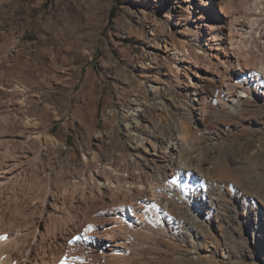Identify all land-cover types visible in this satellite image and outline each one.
Masks as SVG:
<instances>
[{
	"label": "rangeland",
	"instance_id": "374dc122",
	"mask_svg": "<svg viewBox=\"0 0 264 264\" xmlns=\"http://www.w3.org/2000/svg\"><path fill=\"white\" fill-rule=\"evenodd\" d=\"M189 13L181 0H0V120L21 112L36 118L35 138L23 149L46 143L58 151V182L105 154H132L133 141L180 138L175 123L184 127L185 156L200 157L204 199L187 200L199 219L197 238L155 223L145 228L157 232L166 260L264 264V104L249 96L232 113L224 102L233 92L206 90L199 113L191 107L170 70L184 46L203 51L195 35L186 38L195 32ZM257 59L264 63V54ZM231 78L259 97L255 80ZM5 121V136L25 130Z\"/></svg>",
	"mask_w": 264,
	"mask_h": 264
},
{
	"label": "bare ground",
	"instance_id": "6f19581e",
	"mask_svg": "<svg viewBox=\"0 0 264 264\" xmlns=\"http://www.w3.org/2000/svg\"><path fill=\"white\" fill-rule=\"evenodd\" d=\"M181 1L189 6L195 28L186 38L195 35L203 51L184 46L170 70L191 107L199 113L206 90L233 92L224 102L232 113L249 96L264 104V63L257 59L264 54V0ZM249 67L252 71H245ZM234 76L245 83L255 80L259 97L233 82ZM21 113L3 119L6 127L21 124V135L0 133V264H156L154 255L161 259L158 264H182V256L166 260L157 232L145 226L160 224L197 238L192 230L199 219L187 200L204 195L198 185L200 157L185 156L191 151L184 141L187 129L175 123L180 138L171 133L133 141L132 154H105L94 168L58 182L52 169L58 151L46 143L23 149L35 138L30 130L38 122ZM22 150L28 153L18 155ZM191 259L200 262L195 255Z\"/></svg>",
	"mask_w": 264,
	"mask_h": 264
},
{
	"label": "snow or ice",
	"instance_id": "6c2138e0",
	"mask_svg": "<svg viewBox=\"0 0 264 264\" xmlns=\"http://www.w3.org/2000/svg\"><path fill=\"white\" fill-rule=\"evenodd\" d=\"M172 183H176V181L173 180ZM85 231H91V226H89L87 229H85ZM0 238H2V237H0ZM75 239L79 240V239H81V237H76ZM70 243H71V241H70Z\"/></svg>",
	"mask_w": 264,
	"mask_h": 264
}]
</instances>
